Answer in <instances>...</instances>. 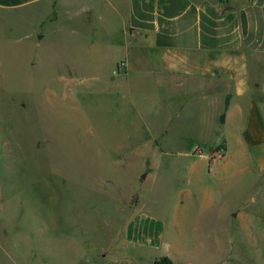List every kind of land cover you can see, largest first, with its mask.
<instances>
[{"label":"rangeland","instance_id":"obj_1","mask_svg":"<svg viewBox=\"0 0 264 264\" xmlns=\"http://www.w3.org/2000/svg\"><path fill=\"white\" fill-rule=\"evenodd\" d=\"M127 16L128 0H0V264L125 256L140 211L169 224L174 264L264 252V224L248 240L223 216L247 201L252 178L225 181L207 156L190 157L215 140L162 120L154 80L113 74ZM171 219L183 228L173 243ZM144 256L137 264H152Z\"/></svg>","mask_w":264,"mask_h":264},{"label":"crops","instance_id":"obj_2","mask_svg":"<svg viewBox=\"0 0 264 264\" xmlns=\"http://www.w3.org/2000/svg\"><path fill=\"white\" fill-rule=\"evenodd\" d=\"M125 22L124 74L154 80L162 120L215 140L213 147H198L207 153L195 154L196 148L190 157L207 156L209 169L216 167L225 181L252 178L247 201L223 209L231 234L250 240L253 225L264 224V0H128ZM221 145L222 154L211 152ZM168 225L140 211L125 228L127 255L103 264H137L146 254L152 264L170 258ZM169 227L173 243L183 228L173 219ZM221 251L226 254L222 243ZM235 257L230 264H264L259 249L256 255L241 249Z\"/></svg>","mask_w":264,"mask_h":264},{"label":"trees","instance_id":"obj_3","mask_svg":"<svg viewBox=\"0 0 264 264\" xmlns=\"http://www.w3.org/2000/svg\"><path fill=\"white\" fill-rule=\"evenodd\" d=\"M228 106H229V99L227 100L226 108H228ZM221 121L222 122L224 121V115L221 117ZM155 264H174V262L168 257H161L155 262Z\"/></svg>","mask_w":264,"mask_h":264},{"label":"built area","instance_id":"obj_4","mask_svg":"<svg viewBox=\"0 0 264 264\" xmlns=\"http://www.w3.org/2000/svg\"><path fill=\"white\" fill-rule=\"evenodd\" d=\"M125 65L124 63L118 64L116 70L113 71L114 75H119L122 71L125 72Z\"/></svg>","mask_w":264,"mask_h":264}]
</instances>
